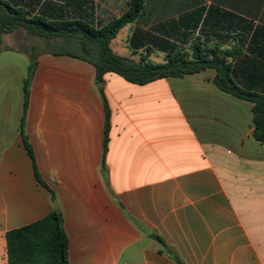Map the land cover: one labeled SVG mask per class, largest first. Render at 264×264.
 Instances as JSON below:
<instances>
[{"label":"crops","instance_id":"1","mask_svg":"<svg viewBox=\"0 0 264 264\" xmlns=\"http://www.w3.org/2000/svg\"><path fill=\"white\" fill-rule=\"evenodd\" d=\"M37 1L46 19L95 28L131 11V0ZM117 38L134 60L164 63L168 44L219 59L242 87L264 93V0H141L111 48ZM41 41L22 28L2 38L0 264L6 233L52 209L69 264H264V143L253 136L252 104L218 90L215 68L142 86L107 74L97 88L93 65ZM32 54L23 133L46 187L20 129ZM8 55L23 57L22 73L2 62ZM102 95L111 110L105 169Z\"/></svg>","mask_w":264,"mask_h":264},{"label":"trees","instance_id":"2","mask_svg":"<svg viewBox=\"0 0 264 264\" xmlns=\"http://www.w3.org/2000/svg\"><path fill=\"white\" fill-rule=\"evenodd\" d=\"M141 8V0H131V11L120 18H114L102 27H93L89 23L77 19H66L60 16L45 18V12L38 9L37 0H0V54L4 35L22 28L32 37L51 41H76L84 52L77 56L95 68V83H103L107 74H115L133 85H146L165 78H184L200 73L207 68H215L217 73L214 85L221 92L252 104L253 136L256 141L264 143V93L245 89L237 80L229 77L228 65L207 55H194L175 51L174 44H168L164 63H156L149 59V54L141 55L138 60L116 54L111 43L120 30L130 23ZM149 51V49L147 50ZM57 54L62 53L56 51ZM37 68L33 54L30 56L27 75L22 86V113L20 129L24 147L32 161L36 180L45 186L39 175L34 150L25 136L24 126L29 105L30 84ZM102 94V91L100 90ZM105 107L104 139L102 153V169L110 142L111 110L102 95ZM46 187V186H45ZM51 199L54 201L53 192ZM120 208L124 207L119 203ZM7 264H69L68 237L64 231L63 218L60 211L52 209L50 214L41 220L6 233ZM158 242L166 247L161 237ZM177 264H183L173 256Z\"/></svg>","mask_w":264,"mask_h":264},{"label":"rangeland","instance_id":"3","mask_svg":"<svg viewBox=\"0 0 264 264\" xmlns=\"http://www.w3.org/2000/svg\"><path fill=\"white\" fill-rule=\"evenodd\" d=\"M123 34V33H122ZM119 43V39L117 38L116 43H113L112 49L113 51L118 54L119 56L131 58L130 51L124 48ZM41 47L44 46L45 50L48 51H61V52H69L78 55H84L83 50L81 49L80 45L76 41H63L61 39H55L51 41H41ZM12 54V53H11ZM13 56V57H12ZM6 60L2 59L3 63L6 64H13L15 65V73H22L25 68V63L23 57L21 55H8L6 56ZM13 58V59H12ZM8 66L6 67L5 73L7 72Z\"/></svg>","mask_w":264,"mask_h":264},{"label":"water","instance_id":"4","mask_svg":"<svg viewBox=\"0 0 264 264\" xmlns=\"http://www.w3.org/2000/svg\"><path fill=\"white\" fill-rule=\"evenodd\" d=\"M97 88H101L102 87V83H97L96 84ZM103 179L105 180V177H106V171L103 172ZM152 238H155L154 235H151Z\"/></svg>","mask_w":264,"mask_h":264}]
</instances>
